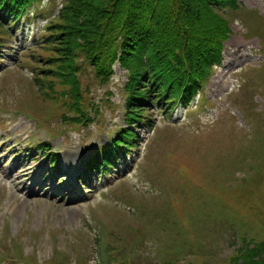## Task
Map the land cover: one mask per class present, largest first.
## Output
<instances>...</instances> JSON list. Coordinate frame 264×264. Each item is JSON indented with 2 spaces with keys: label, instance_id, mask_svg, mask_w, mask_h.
<instances>
[{
  "label": "rangeland",
  "instance_id": "1",
  "mask_svg": "<svg viewBox=\"0 0 264 264\" xmlns=\"http://www.w3.org/2000/svg\"><path fill=\"white\" fill-rule=\"evenodd\" d=\"M64 1L45 0L38 7L41 12L31 15L33 19L37 17L36 22L31 23L26 17L18 37L15 35L18 28L11 30L13 39L7 40V46L0 51V60H4L0 62V76L11 67L25 64L19 47L27 44L22 47L26 49L38 45L40 29L46 22L44 20H56ZM239 2L243 10L232 25L234 33L226 44L223 66L206 87L209 107L200 110V96L190 109L179 108L169 121L163 118L159 108L150 107V117H154L153 127L156 129L138 126L139 152L128 158V167L122 169L125 175L94 179L95 183L89 184L90 191L86 192L84 198L69 203L65 200L71 194L69 191L60 192L62 197L59 198L45 192V187L40 190L39 184L36 192L31 191L34 185L30 180L32 172L40 169L43 161L46 162L49 152L42 151L39 145L49 142L53 152L60 153L63 173L74 176L88 155L107 144L111 135L118 132L124 123V85L127 81L124 70L118 65L115 68L116 75L110 87L112 95L106 94L104 89L90 88L91 95L102 107L103 116L96 117L95 122L81 132L71 127L67 138L56 137L51 141L49 137L40 135L25 117L6 114V129L0 131V233L7 231L12 237H22L20 241L27 254L36 253L41 261L47 260L54 254L55 236L59 238L61 249L69 247L77 242L76 233L83 231L87 234L90 231L88 223L93 221L96 213L104 216V219L109 217L110 212L114 216L115 206L121 201L115 191L120 184L129 187V182L130 187L145 194L148 203L151 197L158 196L156 203L148 206L150 211L168 201L169 192L173 194L171 209L175 206L180 218L172 217L176 230L172 234L175 247L203 249L208 231L219 232L215 236L212 233L207 243L214 245L216 241L220 246L219 250L212 251L217 264H221L231 249L232 241L238 239L236 234L257 233L259 237H264V91L262 88L259 91L260 86H264V50L260 45L263 36L256 34L254 38L249 37L251 29L259 24L256 17L264 16V0ZM241 71L244 79L238 76ZM12 73L10 77L0 80L2 110L14 106L10 97L21 94L10 91L6 95L8 89H26L24 99L31 93L27 81L31 72L24 69ZM16 73H23L27 78ZM83 81L86 86L85 77ZM2 89L5 90L1 92ZM108 100L111 101L110 105ZM232 104L239 106L233 107ZM244 108L253 119H244L241 111ZM45 110L47 115L48 109ZM33 114L40 119L39 109H35ZM249 120L254 123V131L246 124ZM36 140H42L38 146H35ZM238 146L241 149L233 151ZM182 169L186 177L179 176L177 171ZM228 170L241 173L239 181L247 179L251 185L237 187L238 181L228 176ZM46 174L43 180L49 179L50 185H57L58 178L54 171H46ZM9 176L16 183L11 182ZM187 179L192 187H196L195 192L183 187L176 189ZM141 218L143 220L144 217ZM134 227L137 228L134 235L127 233L133 237L144 234L143 230L147 228H167L159 218L149 224L135 222ZM189 229L197 236L191 234ZM146 236L151 241L146 245V248L149 247V258L138 249L140 241L132 248L136 256L141 255V264H154L161 258L160 252L164 248L160 241ZM76 256L78 251L74 250L72 259ZM89 263L96 264L95 259Z\"/></svg>",
  "mask_w": 264,
  "mask_h": 264
},
{
  "label": "trees",
  "instance_id": "2",
  "mask_svg": "<svg viewBox=\"0 0 264 264\" xmlns=\"http://www.w3.org/2000/svg\"><path fill=\"white\" fill-rule=\"evenodd\" d=\"M42 1L0 0L1 30L8 33L1 20L14 24ZM239 8L237 0H66L38 45L25 52V64L37 72L33 83L47 112H59L71 125L91 109L99 112L85 96L81 70L107 86L120 58L131 70L126 90L133 124L147 117L150 104L171 109L208 83L232 33L227 15ZM135 139L129 128L118 137L127 145ZM228 264H264V239Z\"/></svg>",
  "mask_w": 264,
  "mask_h": 264
}]
</instances>
